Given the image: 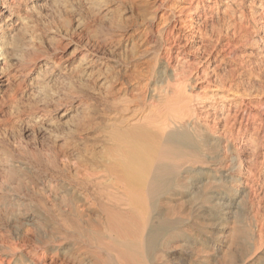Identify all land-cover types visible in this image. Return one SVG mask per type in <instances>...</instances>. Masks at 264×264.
Wrapping results in <instances>:
<instances>
[{"label":"bare ground","instance_id":"obj_1","mask_svg":"<svg viewBox=\"0 0 264 264\" xmlns=\"http://www.w3.org/2000/svg\"><path fill=\"white\" fill-rule=\"evenodd\" d=\"M44 1L0 0V107L49 137L45 163L4 160L0 264H173L210 221L193 206L210 204L227 231L199 246L264 264L262 1L58 3L55 23L88 48L45 39L31 16ZM24 80L37 99L20 110Z\"/></svg>","mask_w":264,"mask_h":264},{"label":"rangeland","instance_id":"obj_2","mask_svg":"<svg viewBox=\"0 0 264 264\" xmlns=\"http://www.w3.org/2000/svg\"><path fill=\"white\" fill-rule=\"evenodd\" d=\"M77 1L78 0H76V2H75V0H45L42 4H40V5L38 4L34 8L33 13L31 12V16H32L33 20H35L38 23V26L43 27L45 29V32H46L45 39L51 37L55 40H59L63 44L70 42L71 44H73V46L77 45V46H82L83 48H88V45L86 44V41L84 40V38H81V36L77 32V30L74 31L75 29L73 28V25L71 27V32H73L74 34L70 33V32H66V34H65V32H64L65 28L62 27L61 24L55 23V21L57 20V14L55 13V7L57 5H59L58 3H60V4L64 3V4L68 5V7H70L71 10L75 11L77 9V11H79L80 5H77ZM261 1L263 3L261 6V9H264V0H261ZM54 18H55V20H54ZM39 24H41V25H39ZM45 39H44V41L47 40V39L46 40ZM47 42L48 41L44 42V45H46ZM69 48H70V45H67V47L64 51L66 53H68V51L70 52L71 49H69ZM95 51H97V50H95ZM63 52L61 51V54H63ZM96 53H99L98 55L102 54V53H100V51L99 52L97 51ZM259 53L264 56L263 50L259 51ZM102 55H101L102 57H106L104 54H102ZM262 74H264V73H262ZM27 82H28L27 80H24V82L21 84V87L18 90H16L15 95H14L15 101L13 103V106H15V108H19L20 110H23V109L26 110L27 108H30L31 105L35 103L34 101L37 99V90L34 89L35 87H32L30 82H28V83ZM254 82L256 83V85L259 84L257 86V88H258V90L261 89L260 90V93H261L264 89L263 77L261 78L260 76H257L256 81H254ZM16 99H17V101H16ZM10 108L12 109V107L9 106V104H7L5 107L4 106L0 107V126H1L0 127V172H1L0 173V198H6L7 201H9V199H10L8 197V194H11V193L7 191V188L5 185H2L3 176L5 174V168L3 165L4 160L6 158H10V159L17 161L19 163H24V164H28V165H30V164L39 165L41 163H45L44 155L42 154V152H40V150L46 148V146L48 145L47 139L49 138L47 126H45L42 123L38 124V123H34L32 121L30 122L31 119L29 117H26V116H24V117L22 116L21 118L17 119L13 115H11L12 111ZM14 111H15V109H14ZM8 118L9 119L11 118V125L6 123L9 120ZM12 123H14V124H12ZM20 125H21V127H20ZM4 127H6V128H4ZM9 128H10V130H9ZM227 165H229L230 168L232 167L230 163H228ZM15 171H16L15 173L18 172L17 170H15ZM234 172H235V170L232 172V174H234ZM217 176H219V174H217ZM204 181H205L204 176H199L197 179L195 178L191 181V185L189 186V189L187 191L181 193V196L183 195L182 196L183 197L182 202L184 203V205L186 203H188L190 198H191L190 197L191 195L188 196V194H190L191 191H194L200 182H204ZM184 193L186 195H184ZM210 196H213V195L210 194ZM185 197H187V198H185ZM212 205L213 204H210V206H203L202 208L200 207L199 209L196 206H193L194 210L200 211L201 215H203L204 217H206L210 221L205 226V230H204L205 233H202L199 235V241H195L194 239L190 238V239H188L189 241L187 240L186 243L178 251L175 252V259L173 261V264H191L192 259H194L196 255L199 259H201V260L203 259V263H200V264H225L219 255L218 256L216 254L212 255L211 254L212 252L207 253V249H205V246H208L209 248L219 247V245H221V240H222L221 238H223V236L225 235L224 233H226V231H227V224H226L227 220L226 221L216 220V216L214 213L216 208L212 207ZM246 206L247 205H244V206L233 205L230 208H231V211H236L237 213H243L244 214L246 212V209H247ZM222 217L223 218L229 217V213L226 210L223 211ZM194 235L195 234H193V236ZM200 240H204V242H205V246L203 248L200 247L198 244V243H200ZM48 246H50V244H48Z\"/></svg>","mask_w":264,"mask_h":264}]
</instances>
